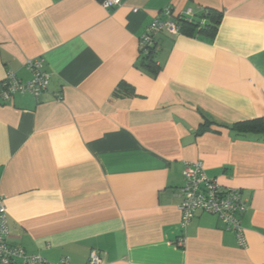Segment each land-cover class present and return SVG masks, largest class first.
<instances>
[{
	"label": "crops",
	"instance_id": "obj_1",
	"mask_svg": "<svg viewBox=\"0 0 264 264\" xmlns=\"http://www.w3.org/2000/svg\"><path fill=\"white\" fill-rule=\"evenodd\" d=\"M167 7L222 19L213 39L157 34L154 75L140 40ZM31 59L48 91L0 103L10 244L53 263L96 250L102 264H264V135L231 132L264 118V0H0V81L28 79ZM198 161L242 191L248 248L204 212L181 229L183 170Z\"/></svg>",
	"mask_w": 264,
	"mask_h": 264
},
{
	"label": "built area",
	"instance_id": "obj_2",
	"mask_svg": "<svg viewBox=\"0 0 264 264\" xmlns=\"http://www.w3.org/2000/svg\"><path fill=\"white\" fill-rule=\"evenodd\" d=\"M106 10L116 9L123 4V0H99ZM204 7L188 8L175 13L167 7L161 11L146 28L140 40V50L155 44V36L165 32L171 36L181 34L179 21H192L196 13ZM136 11V10H135ZM201 25L206 19L200 20ZM30 73L26 80L14 71H8L0 81V103H9L18 95H32L39 98L47 92L50 84V75L43 69L42 59H31L25 63ZM59 100L62 98L59 96ZM182 202L180 204L181 223L183 231L191 224L198 212L216 216L227 231L235 234L240 248H248L246 229L243 226L241 213L246 209L247 200L244 199L239 188L223 186L218 179L210 178L201 161L188 162L183 170V186L181 189ZM9 220L3 197L0 195V264H71L69 257H63L58 263L50 262L40 255L27 254L21 246H14L9 242ZM186 238L178 239L177 245L185 247ZM102 254L92 250L87 264H102Z\"/></svg>",
	"mask_w": 264,
	"mask_h": 264
},
{
	"label": "trees",
	"instance_id": "obj_3",
	"mask_svg": "<svg viewBox=\"0 0 264 264\" xmlns=\"http://www.w3.org/2000/svg\"><path fill=\"white\" fill-rule=\"evenodd\" d=\"M196 15V18H194L192 21L182 19L179 21L181 33H183L184 28H186L191 33L208 36L212 39L215 38L222 19L220 12L210 8H204V10L197 11ZM203 18L206 19V24L202 26L200 20ZM158 47L159 45L155 39V44L153 46L147 47L145 51L140 50L142 66L154 75L158 74L159 71V66L153 59V55L156 53ZM117 94L125 95L127 97H134L136 96V91L132 85L122 84L120 89L117 90ZM210 130V125H204L200 128L198 134H204ZM231 132L238 137L247 138L252 135L262 136L264 135V118L238 122L232 126Z\"/></svg>",
	"mask_w": 264,
	"mask_h": 264
}]
</instances>
